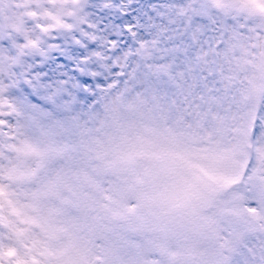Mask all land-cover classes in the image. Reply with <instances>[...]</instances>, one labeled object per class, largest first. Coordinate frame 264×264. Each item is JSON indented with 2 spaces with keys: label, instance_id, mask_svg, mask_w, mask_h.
I'll use <instances>...</instances> for the list:
<instances>
[{
  "label": "snow or ice",
  "instance_id": "snow-or-ice-1",
  "mask_svg": "<svg viewBox=\"0 0 264 264\" xmlns=\"http://www.w3.org/2000/svg\"><path fill=\"white\" fill-rule=\"evenodd\" d=\"M86 11L0 0V264H264V0Z\"/></svg>",
  "mask_w": 264,
  "mask_h": 264
},
{
  "label": "rangeland",
  "instance_id": "rangeland-1",
  "mask_svg": "<svg viewBox=\"0 0 264 264\" xmlns=\"http://www.w3.org/2000/svg\"><path fill=\"white\" fill-rule=\"evenodd\" d=\"M30 2L32 10L39 13L41 20V27L35 31L29 33L31 39L35 41L37 38L45 40L47 36L52 33H56L60 36H70L73 32H81L82 26L87 25L89 21V13L86 11V5L88 0H25ZM105 2L111 4L112 0H105ZM147 2V0H145ZM193 3L204 4L207 0H184V7L189 8ZM21 12L27 13V9H21ZM169 15L180 22L181 17L177 15V10L172 9ZM27 14L25 19H27ZM3 21V17L0 16V22ZM94 31L89 30V35H94ZM43 47V44L41 45ZM34 51V49L29 50ZM35 94H31L24 91L14 92L12 99H14L18 105L32 104L36 105L38 100L34 98Z\"/></svg>",
  "mask_w": 264,
  "mask_h": 264
},
{
  "label": "bare ground",
  "instance_id": "bare-ground-1",
  "mask_svg": "<svg viewBox=\"0 0 264 264\" xmlns=\"http://www.w3.org/2000/svg\"><path fill=\"white\" fill-rule=\"evenodd\" d=\"M27 1V0H26Z\"/></svg>",
  "mask_w": 264,
  "mask_h": 264
}]
</instances>
